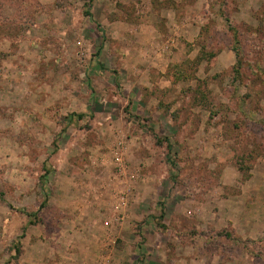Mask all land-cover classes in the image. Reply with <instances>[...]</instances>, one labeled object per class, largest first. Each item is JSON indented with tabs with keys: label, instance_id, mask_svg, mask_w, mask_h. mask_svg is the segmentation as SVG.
Here are the masks:
<instances>
[{
	"label": "rangeland",
	"instance_id": "1",
	"mask_svg": "<svg viewBox=\"0 0 264 264\" xmlns=\"http://www.w3.org/2000/svg\"><path fill=\"white\" fill-rule=\"evenodd\" d=\"M262 13L0 0V264H264Z\"/></svg>",
	"mask_w": 264,
	"mask_h": 264
},
{
	"label": "trees",
	"instance_id": "2",
	"mask_svg": "<svg viewBox=\"0 0 264 264\" xmlns=\"http://www.w3.org/2000/svg\"><path fill=\"white\" fill-rule=\"evenodd\" d=\"M224 19L227 22L228 29L230 31H232L231 38H232V40H233V42L235 44V45L232 46V50L234 51V53L238 57V61H239V58L241 57V53H240L241 49H240V45H239V40L240 39L238 38V30H237V28L236 29L234 28V25H233L231 19L228 16H224ZM257 19L259 20L260 24L259 25H255V26H251V28H253V35H256V33H257V35L261 34V37L264 40V13H262ZM11 28H12L11 26L10 27H5L4 26V27L0 28V31L1 30H4V31L8 30L9 31V30H11ZM263 43H264V41H263ZM100 66H102V65H100ZM235 72L239 73L240 71L239 70H235ZM166 113H167V111H166ZM152 134H153V136L155 138L156 143H158V144L165 143L166 149L168 151V154L171 153L173 147H172L171 143L169 142L168 138L159 137L154 131L152 132ZM162 218H163V211H161L159 217L157 218L158 222H160L162 220ZM225 236L230 237L231 234L227 232L225 234ZM233 238H234V240L236 242H239L240 244H245L244 240H241L238 237H234V236H233ZM16 250L19 251V248H17Z\"/></svg>",
	"mask_w": 264,
	"mask_h": 264
},
{
	"label": "crops",
	"instance_id": "3",
	"mask_svg": "<svg viewBox=\"0 0 264 264\" xmlns=\"http://www.w3.org/2000/svg\"><path fill=\"white\" fill-rule=\"evenodd\" d=\"M92 224L93 225H92L91 230L89 232L92 234V237H88V240L86 241L85 244H87L89 247L92 245H96V247H97V245L101 241L102 233H101L99 227L97 225H95L97 223H92ZM76 229H78V228H76ZM85 244H83V246H80V248L84 247V249H81V250L77 249L76 251H74L75 252L74 254H76L77 257L83 256V254H88L89 251H88V249H85V246H84Z\"/></svg>",
	"mask_w": 264,
	"mask_h": 264
},
{
	"label": "built area",
	"instance_id": "4",
	"mask_svg": "<svg viewBox=\"0 0 264 264\" xmlns=\"http://www.w3.org/2000/svg\"><path fill=\"white\" fill-rule=\"evenodd\" d=\"M114 158H115V161H117V163H116V164H117V166H118V167H121V165H122V162H121V157H120V155H119V152H118V151H116V152H115V157H114Z\"/></svg>",
	"mask_w": 264,
	"mask_h": 264
}]
</instances>
